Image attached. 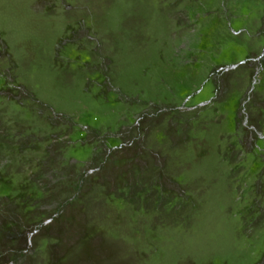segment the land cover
Masks as SVG:
<instances>
[{"label": "rangeland", "instance_id": "obj_1", "mask_svg": "<svg viewBox=\"0 0 264 264\" xmlns=\"http://www.w3.org/2000/svg\"><path fill=\"white\" fill-rule=\"evenodd\" d=\"M0 264H264V0H0Z\"/></svg>", "mask_w": 264, "mask_h": 264}]
</instances>
